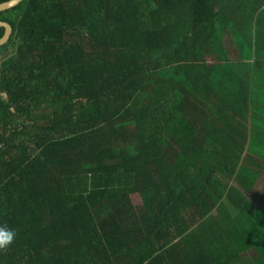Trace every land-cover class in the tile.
<instances>
[{"label": "trees", "instance_id": "trees-1", "mask_svg": "<svg viewBox=\"0 0 264 264\" xmlns=\"http://www.w3.org/2000/svg\"><path fill=\"white\" fill-rule=\"evenodd\" d=\"M0 21V264H264V0H22Z\"/></svg>", "mask_w": 264, "mask_h": 264}, {"label": "rangeland", "instance_id": "rangeland-1", "mask_svg": "<svg viewBox=\"0 0 264 264\" xmlns=\"http://www.w3.org/2000/svg\"><path fill=\"white\" fill-rule=\"evenodd\" d=\"M249 197L251 201H253L256 204H264V171L263 174L261 175V178L256 183L253 191L251 192V194H249ZM262 208L264 210V205L262 206ZM254 258H255V254L250 250L249 252L247 251L243 255L242 259L243 261L245 260L247 263H250L254 260Z\"/></svg>", "mask_w": 264, "mask_h": 264}, {"label": "clouds", "instance_id": "clouds-1", "mask_svg": "<svg viewBox=\"0 0 264 264\" xmlns=\"http://www.w3.org/2000/svg\"><path fill=\"white\" fill-rule=\"evenodd\" d=\"M16 239V231L6 224H0V250L11 246Z\"/></svg>", "mask_w": 264, "mask_h": 264}, {"label": "water", "instance_id": "water-1", "mask_svg": "<svg viewBox=\"0 0 264 264\" xmlns=\"http://www.w3.org/2000/svg\"><path fill=\"white\" fill-rule=\"evenodd\" d=\"M22 0H9L7 2L1 3L0 4V12L11 9L18 5ZM0 27L4 28V33L2 37L0 38V46L3 45L9 38L11 34V27L9 24L0 21Z\"/></svg>", "mask_w": 264, "mask_h": 264}, {"label": "crops", "instance_id": "crops-1", "mask_svg": "<svg viewBox=\"0 0 264 264\" xmlns=\"http://www.w3.org/2000/svg\"><path fill=\"white\" fill-rule=\"evenodd\" d=\"M250 250H251L253 253H255L253 249H250ZM250 250H248V252H249Z\"/></svg>", "mask_w": 264, "mask_h": 264}]
</instances>
